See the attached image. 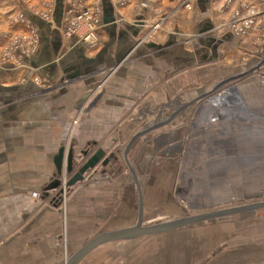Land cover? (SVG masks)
<instances>
[{
  "label": "rangeland",
  "instance_id": "obj_1",
  "mask_svg": "<svg viewBox=\"0 0 264 264\" xmlns=\"http://www.w3.org/2000/svg\"><path fill=\"white\" fill-rule=\"evenodd\" d=\"M2 1L10 7L4 8L9 22L4 31L5 43L0 46V67L7 70L15 82L13 73L29 70L26 61L36 55L40 45V36L30 26L27 16L31 14L51 22L53 19L50 12H53L56 2ZM14 1H19L23 7L11 5ZM63 1L66 11L64 8V18L59 28L62 39L65 42L75 40L84 45L79 41L93 38L95 40L87 44L94 47L96 43L98 47L100 19L96 25L93 24V19L87 17H83V21L77 26L71 27V23L72 20H78L79 12L87 11L92 14L91 11L95 10V13L99 12V16L100 2L97 0L98 4L96 2L91 5L86 1L73 0L81 7L71 12L73 7L69 3L72 0ZM236 1L216 0L218 7L215 12L221 17L216 26L218 31L208 32L207 35L220 42L217 58L193 67L198 68L199 72L189 66L183 67L181 72L177 70L168 74L159 71L164 77H161L163 83L154 84L159 82L157 79L153 83V89L161 91V88L166 87L168 95L163 94L150 101L153 109L149 116L135 115V119H120L118 126L123 125L121 129L125 134L119 133L114 142L106 140L101 144L107 154H115V159L108 163L111 166L106 169L105 177L103 175L107 180L84 189L81 197L77 198L80 199L79 205L88 203L82 209L89 211L91 217L94 213H99L98 210L103 206L110 204L116 224L121 223L115 219L122 215L131 216L130 220L135 218L138 196L127 194L129 184L121 177L123 174L132 175L130 167L140 171L141 175V181L137 179L136 182L143 195L144 225L264 201V0H259V3L255 1V4L252 0H239L232 4ZM189 4V0H180V10H184ZM17 26L19 27L16 28ZM160 28L161 23L150 25L149 34L159 32ZM226 33L232 34L234 41H223L222 37ZM193 35L194 33L177 34L176 38L182 43V47L192 48ZM140 39L143 44L151 36ZM196 43L199 50L202 46L199 41ZM132 57L127 60L131 58L132 62ZM192 70V74L189 73ZM154 72L155 70L151 72L153 78L156 77ZM197 72L198 75H193ZM22 77L18 81H33L39 94L42 90H48L45 94L51 92L49 89L53 86L57 89L65 86L63 83L51 84L45 78ZM109 78L108 74L99 83L88 84L87 87L93 86V89L86 103L100 92L104 93V85H107ZM179 78L182 79V87L180 82H173L168 87L170 82ZM233 78L238 79L232 80ZM217 85L219 89L213 91ZM232 89H236L235 92ZM171 93L176 97L181 96L169 101ZM182 99H185L184 104L179 102ZM202 101L207 105L211 103L217 112L195 116L193 108ZM144 104L145 101H134L131 110ZM84 108L83 105L80 107ZM78 122L80 121L75 117L73 125ZM131 123V127L127 128ZM127 132L130 134H126ZM129 143L132 145L125 154ZM129 154L131 160L128 159ZM33 159L36 158L30 156L29 167L38 169L33 164ZM227 162L230 163L228 167L225 166ZM220 164L225 167H220ZM16 171L15 185H10L15 190H0V264H46L45 261L31 263L28 258L35 252V257L43 256L51 242H55L53 237L57 234L61 236V240L64 235H68V239L72 240L73 237L80 244L81 236H78L77 231L86 232L91 227L72 226V219L65 223V208L76 190V187L72 191L68 189L73 187L64 188L67 176H61L60 186L48 191L49 198L44 200L43 188L38 187L42 182L35 179L22 181ZM47 174L52 176L53 171H48ZM62 188L64 192H61ZM56 196L60 198L59 204L53 207L50 200ZM77 205L78 201L74 205V210L78 213L81 207ZM72 206L67 211L74 212L71 210ZM39 210L61 212L47 216L34 229L21 230L25 224L21 225L22 215L38 213ZM16 233L17 236L11 241ZM60 246V250L65 247L64 244ZM110 252L107 256L98 257L99 260L91 258L84 264H264V209L205 221L165 235L116 244ZM56 256V262L69 259L64 252L57 251Z\"/></svg>",
  "mask_w": 264,
  "mask_h": 264
},
{
  "label": "crops",
  "instance_id": "obj_2",
  "mask_svg": "<svg viewBox=\"0 0 264 264\" xmlns=\"http://www.w3.org/2000/svg\"><path fill=\"white\" fill-rule=\"evenodd\" d=\"M82 1H86V3L91 5L96 2L98 4V1L100 2L98 47H96V43L93 45L94 47H91L83 41L84 45L79 44L75 40L65 42L62 39L59 28L62 26L65 4L62 0L61 11L57 10V2L55 0L56 5L52 13L53 21L47 22L48 20L31 14L27 16L30 26L40 36L39 50L33 58H29L26 61L29 70L27 72L23 70L14 72V82L10 78L8 71L0 67V190H15L10 185H15L17 176L15 177L14 173L17 170L16 172L22 178V181L29 182V180L35 179L42 182L38 187L43 188L42 198L47 200L50 193L45 191V189L55 179L56 167L53 159L61 147H64L65 150L71 149L73 151L75 160L73 166L74 172H76L85 159L81 152L87 151L90 144L95 143L97 148H101V144L106 140L114 142L119 133L121 135L125 134L124 130L121 129L123 125L120 124L118 126L120 119L125 117L133 118L135 115V117L149 116L153 109L150 101L154 97L158 98L163 94L168 95L166 87L161 88V91L153 89V83L157 79H159V82L154 84L163 83L164 77L159 71L168 74L177 70L181 72L184 70L182 69L183 67L189 66V68L193 69V67L207 64L217 58V49L220 42L207 35L208 32L218 31L216 26L221 17L215 12L216 7H218L215 4L216 0H189L190 4L184 10H180V0ZM237 1L232 4H236ZM252 1H254V4L255 1L259 3V0ZM77 3V1L74 2L72 0L69 6L76 8L77 11L81 7ZM12 4L18 8L23 7L19 1H14ZM8 7L10 5L0 0V46L5 43L4 31L7 29L9 19L7 13H4V8L8 9ZM155 23H161V30L157 33L149 34L150 25ZM10 29L11 27L9 31ZM192 33H194L191 39L194 44L192 46L193 50L192 48L182 47V43L176 38L177 34ZM147 36H151V39H147L146 43L141 44L140 41L142 39L140 38ZM222 39L226 43L234 41L230 33H226ZM197 41L202 46L201 50H198ZM129 57H132V62H130L131 58L127 60ZM157 66L158 69H156ZM195 69L193 70L198 71V68ZM152 70H155V78L152 77ZM193 70L189 71V73L192 74ZM198 72L193 75H198ZM108 74L110 76L109 82L104 85V93L100 100L90 108L87 106L88 102H84L82 104L85 106L84 110L76 109L74 103L88 84L99 83ZM29 76L45 78L55 85L63 83L65 86L58 87V89L53 86L49 89L51 92L49 91V93L45 94L48 90H42L39 94L37 92L38 87L33 81L29 79L27 82L18 81L21 77ZM173 82L176 84L180 82L182 87L181 78L170 82L168 87L173 85ZM239 89L237 93L240 92ZM235 90L232 89L231 91L235 92ZM169 96L170 101L172 98L178 99L181 95L176 97L171 93ZM137 100L145 101L147 105L136 106L132 111V103ZM179 102L184 104L185 99L179 100ZM179 102H176L177 105L180 104ZM204 102L202 101L198 106H194L195 116L198 117L204 113L208 114L211 111H216L211 103L207 105ZM211 108L214 110H211ZM184 111L182 112L186 114L187 112ZM195 116L194 118L196 119ZM75 117L80 122L73 125ZM131 125L132 123L126 127L129 128ZM126 134L130 133L127 132ZM147 148L150 149L149 147ZM130 155L128 156L129 160H131ZM30 156L36 158L32 162L38 169L29 167ZM128 162L132 164L130 161ZM229 164L227 162L225 166L228 167ZM110 166L106 164L104 167L98 164L76 186L68 189V191H72L76 187V190L71 195L70 202L73 201L71 204L67 202V204L69 203L68 207L73 205L71 210L75 213L67 211L68 207L65 208V223H69L70 219H72V226L91 227L89 230H85L86 232L77 231L79 233L78 236H81L82 242L79 244L73 237L72 240L68 239V235H64L61 240V236L57 234L53 237L55 242H51L44 255L35 257V252L32 257L28 258L29 262L45 261L46 264H63L65 259L63 262H56L57 251L64 252L70 258L72 254L90 242L95 236L107 231L122 230V228L134 225L137 219V208L135 218L130 220L131 216L122 215V217L115 219L121 222L116 224V221L112 218L110 204L107 207L103 206V208L98 210L100 212L94 213L92 217L89 211L82 209L83 206L87 207L88 203L79 205L80 199L77 200V198L81 197V192L90 188L93 184L98 185V183L106 181L107 177L104 179L106 169ZM221 166L223 165L220 164ZM51 170L53 174L49 176L47 172ZM133 170L135 172L134 176L132 173V175L126 176L123 174L121 176L129 184L127 194H137L136 181L137 179L141 181L140 171L137 169ZM4 184L7 186H3ZM59 199L57 196L51 198V205L56 207L59 204ZM136 199V205L138 206L139 196ZM141 199L143 204L142 194ZM77 201V207H81L80 210L78 209V213L74 210V205H76ZM37 212L22 215L23 222L21 225L25 224L21 230L34 229L37 224L44 222L47 216L59 214L61 211L45 212L44 210H39ZM143 214L144 210H142V219ZM77 218L82 220H77ZM73 234L75 233L73 232ZM16 236L17 233L11 237V241ZM155 236L160 235H153L152 237ZM132 241H116L100 245L94 248L78 264H84L85 261L91 258L93 260V258L98 259V257L107 256L108 252L112 251L116 244ZM61 244L62 246L63 244L65 245L63 250H60ZM109 254L111 255V252Z\"/></svg>",
  "mask_w": 264,
  "mask_h": 264
},
{
  "label": "water",
  "instance_id": "obj_3",
  "mask_svg": "<svg viewBox=\"0 0 264 264\" xmlns=\"http://www.w3.org/2000/svg\"><path fill=\"white\" fill-rule=\"evenodd\" d=\"M57 10L61 11L62 0H56ZM118 66V65H116ZM244 75V74H243ZM238 76V78H241ZM238 78H233L236 80ZM221 85V84H220ZM92 87H87L81 95L77 98L74 106L76 109H80L81 105L86 102L89 95L92 93ZM219 89V86H215L213 91ZM102 92L97 94L92 100L89 101V107L96 104L102 97ZM146 132V131H145ZM132 143H129L125 148V154L130 150ZM84 162L80 165L81 167L74 172V156L71 149L65 150L61 147L58 150L57 155L53 159L54 166L56 167V176L53 182L46 187L45 191L54 190L60 186L61 182L59 179L63 174L67 177V182L63 185L64 188H70L76 186L83 177L94 169L98 164L106 166L111 160L115 159L114 153H108L102 148H96V144H90L87 151H82ZM130 171L134 176V170L130 167ZM70 177V178H69ZM137 184V194L139 196L138 206H137V219L133 226L128 228H122V230L107 231L95 236L90 242L85 244L83 247L78 249L77 252L71 255V257L64 262V264H78L83 258H85L94 248L108 244V242L116 241H132L137 240L141 237H152L153 235L167 234L168 232L180 230L185 227H190L202 223L205 221H212L214 219H225L227 217L242 215L244 213L256 212V210L264 209V201H257L256 203L243 204L241 206H235L231 208H226L224 210H213L212 212L199 213L193 216H182V218L170 219L166 222H158L152 225L142 224V199L139 189V184ZM61 192H64L63 188Z\"/></svg>",
  "mask_w": 264,
  "mask_h": 264
},
{
  "label": "built area",
  "instance_id": "obj_4",
  "mask_svg": "<svg viewBox=\"0 0 264 264\" xmlns=\"http://www.w3.org/2000/svg\"><path fill=\"white\" fill-rule=\"evenodd\" d=\"M71 8H72V7H71ZM74 9H75V11H76V8L73 7L72 10H71V12H72ZM71 12H70V13H71ZM52 13H53V12L51 11V12H50L51 17H52ZM77 13H78V12H77ZM91 13H92V14H88L87 11H86V12H79V15H77V19H78V20H75V21L72 20L71 27H72V26H77V25L80 23L81 20L83 21V17H85V18L87 17V18L93 19V24L95 23L94 25H96V24L98 23V20L100 19V16H98V13H99V12H96V13H95V10H93V11H91ZM52 18H53V17H52ZM91 41H93V40H87V41H83V42H86V43L88 42V43H89V42H91ZM81 42H82V41H81Z\"/></svg>",
  "mask_w": 264,
  "mask_h": 264
},
{
  "label": "bare ground",
  "instance_id": "obj_5",
  "mask_svg": "<svg viewBox=\"0 0 264 264\" xmlns=\"http://www.w3.org/2000/svg\"><path fill=\"white\" fill-rule=\"evenodd\" d=\"M91 39H92V40H95V39H93V38H90V39H88V40H91Z\"/></svg>",
  "mask_w": 264,
  "mask_h": 264
}]
</instances>
